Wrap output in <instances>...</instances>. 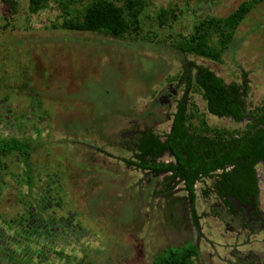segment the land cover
<instances>
[{"label": "rangeland", "instance_id": "374dc122", "mask_svg": "<svg viewBox=\"0 0 264 264\" xmlns=\"http://www.w3.org/2000/svg\"><path fill=\"white\" fill-rule=\"evenodd\" d=\"M16 1L17 12L11 15L9 3L0 0L1 91L11 89L9 86L29 88L33 82L24 84L25 77L35 74L42 80L38 85L58 98L55 101L63 109L60 118L63 113L78 114V109L74 108L78 101L89 120H96V116L101 118L102 114L112 116L110 112L115 107L132 117L136 112L143 117L149 110L145 104L155 93V86L169 79L174 81L184 67L185 59L209 67L226 82L241 83L246 74L250 86L248 102L259 104L264 100V2L241 22L230 47L223 54V61L217 62L182 53L172 44L169 34H188L197 18L227 15L243 0H151L154 6L149 12L153 16L158 7L169 2L184 9L171 28L160 29L150 23V19L145 22L146 31L151 32L153 28L151 33L165 38L163 42L55 29L52 24L60 20L59 8L54 2L38 13L28 14V0ZM192 96L193 105L200 110L198 115L203 116L211 127L233 129L244 125L245 122L237 123L232 118L209 113L196 88L192 90ZM30 99L32 105H36L38 98ZM16 117L21 121L20 115ZM123 119L124 123L125 117ZM84 120L78 118L77 122ZM193 120L198 123V117ZM120 124L114 130L119 131ZM123 126L125 128L126 123ZM62 143L60 148L66 146V142ZM107 147L114 148V144L109 143ZM59 154L61 164H79V155ZM122 154L128 156L125 152ZM107 167L108 172L99 173L103 178L94 179L93 190L101 188L100 193L96 189V194L90 193L87 200L92 217L96 215L101 222V230L96 227L90 231L93 235L97 233L92 238L96 246L79 248L75 259L84 260V264H153V255L160 249L190 240L200 245V254L194 264H223L222 256L227 254V248H222L221 244L232 239L229 235L223 237L219 233L222 225L206 216L200 196L204 182L197 185L199 228L183 199L188 193L182 184L164 181L165 175L145 176L117 159ZM258 172L263 192V165L258 167ZM90 225L92 228L94 222ZM83 255L86 258L82 259Z\"/></svg>", "mask_w": 264, "mask_h": 264}, {"label": "flooded vegetation", "instance_id": "af4514ba", "mask_svg": "<svg viewBox=\"0 0 264 264\" xmlns=\"http://www.w3.org/2000/svg\"><path fill=\"white\" fill-rule=\"evenodd\" d=\"M188 63L185 59V65L174 81L169 79L155 86V93L145 104L149 110L143 117L139 112L132 117L115 107L110 112L114 116L102 114L101 118L96 116V120H89L83 105L73 101L78 114L63 113L60 118L63 109L55 101L58 98L38 85L42 80L35 74L25 77L24 84L33 82L29 88L9 86L11 89L4 91L0 88V264H76L79 248L95 245L92 238L97 233L93 235L90 231L96 227L100 229L101 222L96 215L92 217L87 200L90 193L96 194V189L100 193L101 188L93 190L94 179L103 178L99 173L108 172L107 166L113 164V159L145 176L165 175L164 181L185 186L178 178L170 180L171 172L157 174L140 167L138 153L143 135L152 133L164 142L178 106L194 103V89L186 86L184 75V70L191 68ZM32 97L38 98L36 105H32ZM16 115L22 117L21 121ZM82 117L85 120L77 122ZM117 124L121 125L119 131L114 130ZM65 142L66 146L60 148ZM109 143L114 144V148H108ZM59 153L71 157L79 155V164H61ZM174 160L168 150L157 158L162 162ZM260 165L256 167L255 191L241 186L238 191L221 196L215 190L214 178L223 170L232 169V164L197 181L194 203L184 189L188 193L187 198H183L187 201L185 204L200 228L197 185L204 182L200 196L206 216L222 225L219 233L223 237L229 235L232 239L221 244L222 248H227V254L222 257L228 264H264V182L262 192ZM207 188L212 190L204 193ZM91 221L94 222L92 228ZM197 247L200 250L199 244Z\"/></svg>", "mask_w": 264, "mask_h": 264}, {"label": "trees", "instance_id": "16d2710c", "mask_svg": "<svg viewBox=\"0 0 264 264\" xmlns=\"http://www.w3.org/2000/svg\"><path fill=\"white\" fill-rule=\"evenodd\" d=\"M5 1L10 5V14L16 13L17 1ZM51 2L59 8L60 22L52 24L55 29L94 32L121 39H155L158 42L166 39L151 33L153 28L151 32L146 31L145 22L150 19V23L160 29L171 28L184 10L169 2L158 7L153 16L149 12L154 6L151 0H28L27 13H38ZM262 2L264 0H243L227 15L197 18L190 33L169 34L170 40L182 53L222 62L238 26ZM187 66L191 68L184 70L186 86L199 91L209 113L245 123L233 129L213 128L198 115L197 106L181 103L173 114L172 127L164 142L152 133L140 138L138 165L157 174L171 172L168 178L184 182L192 203L196 198L197 181L205 175H213L219 168L224 169L227 164H232L233 168L223 170L213 180L214 188L221 196H228L241 186L255 191L256 167L264 162V100L259 104L248 102L250 86L246 74L241 83L226 82L207 66L194 62ZM195 117H198V123L194 122ZM165 150L173 154L174 161H157ZM211 190L207 188L204 193ZM199 254L197 245L185 240L180 245H167L157 251L153 255V264H194ZM76 264H84V260Z\"/></svg>", "mask_w": 264, "mask_h": 264}]
</instances>
